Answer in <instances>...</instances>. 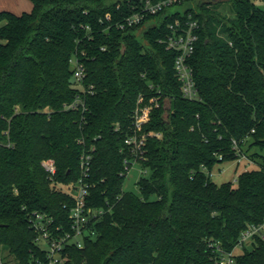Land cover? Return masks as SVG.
Wrapping results in <instances>:
<instances>
[{
    "label": "trees",
    "instance_id": "trees-1",
    "mask_svg": "<svg viewBox=\"0 0 264 264\" xmlns=\"http://www.w3.org/2000/svg\"><path fill=\"white\" fill-rule=\"evenodd\" d=\"M31 1V12L0 11L4 263L9 256L15 264H47L31 217L40 213L54 219L53 229H70L75 203L61 187L78 182L81 157L90 153L87 205L102 214L97 236L83 249L68 248L67 264H217L218 250L231 252L249 226L264 221V161L241 172L236 186L207 174L237 160L234 142L264 160V11L254 0H230L228 16L220 3L194 0L146 29L121 30L139 0ZM189 15L199 24L189 59L195 100L183 97L176 53L160 43L168 24ZM73 59L86 67L82 85ZM77 99L79 107L70 108ZM152 99L158 103L144 132L162 138L146 142L149 175L137 182L139 194L126 192L125 139L136 109ZM49 160L53 179L43 168ZM252 246L236 264H264V241Z\"/></svg>",
    "mask_w": 264,
    "mask_h": 264
},
{
    "label": "built area",
    "instance_id": "built-area-1",
    "mask_svg": "<svg viewBox=\"0 0 264 264\" xmlns=\"http://www.w3.org/2000/svg\"><path fill=\"white\" fill-rule=\"evenodd\" d=\"M194 0H139L140 6L137 10H134L130 15L124 18V20L118 24L121 30L127 28L144 27L155 24V18L161 15L163 12L168 11L169 15H173L171 10L174 7H181L185 4H189ZM118 10L120 5L117 7ZM135 9V7H134ZM181 13V12H180ZM111 14L106 15V19L111 21ZM170 33L166 38L160 40L162 45H165L166 49L176 53L174 62V70L178 81L181 84L182 95L187 100H195L198 98V91L194 81L193 69L189 65V59L195 52L196 43L198 41L197 30L199 29L198 21L192 19V15L188 16L186 21L181 18H176L170 24H168ZM88 31H91L90 27H87ZM105 50V49H103ZM74 66V80L82 85L86 78V67L78 59L72 60ZM89 92H93L94 87L88 88ZM82 102L77 99L70 108L76 109ZM158 103V99H152L149 105L139 106L134 113V131L125 139V146L131 151V159L124 161L125 172L128 176L133 165L140 164L142 167L143 151L146 146V142L149 137L162 138V135L151 133H145L144 127L151 120V112L153 106ZM234 150L237 155V163L246 161L248 165L255 164L249 155L241 149L240 146L234 142ZM91 154L84 153L81 157V172L82 177L78 182L68 187H61V190L67 193L74 200V205L70 210V229L68 231H62V228H54L55 224L53 218H49L43 214L35 213L31 217L32 227L38 233V245L44 243L46 249H42L47 254V264H67L70 260L67 253L68 248L75 247L77 249H83L85 246V240L90 238L94 239L97 234L94 228L95 222L99 219L102 212H97L87 205V199L89 197L90 185L84 181L88 176L91 163ZM43 168L50 178H54L57 174V168L53 161H44ZM142 174L148 176L149 172L142 167ZM212 178V173L207 172ZM66 188V189H64ZM264 241V221L262 223L249 226L241 235L239 242L231 252H224L218 250L217 264H236V251L238 249H244L248 243L251 245L257 240ZM0 264H5L2 256L0 255ZM41 264V263H37Z\"/></svg>",
    "mask_w": 264,
    "mask_h": 264
},
{
    "label": "rangeland",
    "instance_id": "rangeland-1",
    "mask_svg": "<svg viewBox=\"0 0 264 264\" xmlns=\"http://www.w3.org/2000/svg\"><path fill=\"white\" fill-rule=\"evenodd\" d=\"M214 4L216 3H220V12L223 15H230V6H231V1L230 0H213ZM15 0H0V8H2V6L4 4H14ZM256 6L258 8H260L261 10L264 11V3L261 2L260 0H254ZM28 5V9H30V11H32L33 9V3L31 0H22L21 3L18 2V4L14 7L17 10V13H23L26 12L28 9H26L25 5ZM187 4H185L184 6L181 7H174L172 8V12H181L183 13L184 10L186 9ZM248 146L244 147V151H246V153L250 156V158L254 161L255 164H251L248 165L246 163V161H242L240 164L237 163V161L235 162H229V163H223V164H218L216 165L213 170H212V180L214 182H216L217 184H223V183H233L234 186L237 185L236 179L238 177V175L246 170H255L259 168V163H263V159L259 156H257L258 150L256 148H251L249 149ZM258 163V164H257ZM143 176L142 174V167L141 165L135 164L133 165L131 171L129 172L127 179L125 181L124 184V191L126 192H132L135 194H139V189L137 186V182L139 181V179ZM66 189V188H64ZM153 199H156V197H153ZM39 246L41 247V249H46V246L44 243H39ZM252 245L251 243H248L246 245L247 249H252ZM243 250L238 249L236 251L237 255H239L240 253H242ZM2 256H6V253L1 254ZM5 261L7 262V264H15L13 258L7 256V258L5 259Z\"/></svg>",
    "mask_w": 264,
    "mask_h": 264
},
{
    "label": "crops",
    "instance_id": "crops-1",
    "mask_svg": "<svg viewBox=\"0 0 264 264\" xmlns=\"http://www.w3.org/2000/svg\"><path fill=\"white\" fill-rule=\"evenodd\" d=\"M14 1V0H13ZM21 1L22 0H15V2H14V4H4L3 6H2V8H0V11H3V10H7V11H10V12H12V13H14V14H17V15H21V14H23V13H25V12H23V13H17V10H16V8H14L17 4H18V2L19 3H21ZM24 1V0H23ZM25 5V4H24ZM25 7H26V9H28V5H25ZM26 12H31L30 11V9H28Z\"/></svg>",
    "mask_w": 264,
    "mask_h": 264
}]
</instances>
